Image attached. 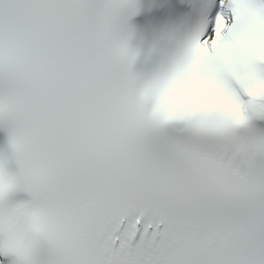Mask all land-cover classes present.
<instances>
[{"label": "snow or ice", "instance_id": "obj_1", "mask_svg": "<svg viewBox=\"0 0 264 264\" xmlns=\"http://www.w3.org/2000/svg\"><path fill=\"white\" fill-rule=\"evenodd\" d=\"M138 12L0 0V264H264V0H199L140 69ZM192 68L240 119L140 99Z\"/></svg>", "mask_w": 264, "mask_h": 264}, {"label": "clouds", "instance_id": "obj_2", "mask_svg": "<svg viewBox=\"0 0 264 264\" xmlns=\"http://www.w3.org/2000/svg\"><path fill=\"white\" fill-rule=\"evenodd\" d=\"M195 68L184 76H177L159 88L145 87L140 94L144 102H151L153 112L163 121L177 114L186 115L223 108L228 118H241L240 110L228 105L211 87L194 75Z\"/></svg>", "mask_w": 264, "mask_h": 264}]
</instances>
